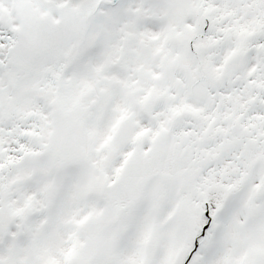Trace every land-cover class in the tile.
Instances as JSON below:
<instances>
[{"label": "snow or ice", "instance_id": "snow-or-ice-1", "mask_svg": "<svg viewBox=\"0 0 264 264\" xmlns=\"http://www.w3.org/2000/svg\"><path fill=\"white\" fill-rule=\"evenodd\" d=\"M0 264H264V0H0Z\"/></svg>", "mask_w": 264, "mask_h": 264}]
</instances>
